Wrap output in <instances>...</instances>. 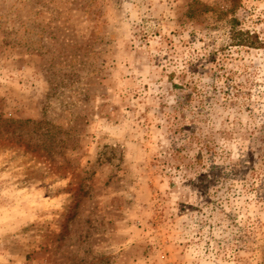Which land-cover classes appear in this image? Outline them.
<instances>
[{"label": "rangeland", "instance_id": "obj_1", "mask_svg": "<svg viewBox=\"0 0 264 264\" xmlns=\"http://www.w3.org/2000/svg\"><path fill=\"white\" fill-rule=\"evenodd\" d=\"M0 264H264V0H0Z\"/></svg>", "mask_w": 264, "mask_h": 264}, {"label": "trees", "instance_id": "obj_2", "mask_svg": "<svg viewBox=\"0 0 264 264\" xmlns=\"http://www.w3.org/2000/svg\"><path fill=\"white\" fill-rule=\"evenodd\" d=\"M201 132H202V128L200 129V131H198L195 134H193L192 136H190L189 139L186 140V143H185V148H187V149H192L191 145L194 143L200 146V148L198 149V152H196L192 158L193 163L196 165H200L203 162V148H201V147H211L210 146L211 142H210V139H208V135L203 134V136H202ZM178 155H179V157H177V158H179V159L185 157V155H181L180 152L178 153Z\"/></svg>", "mask_w": 264, "mask_h": 264}]
</instances>
